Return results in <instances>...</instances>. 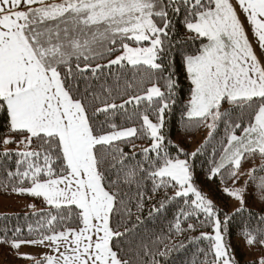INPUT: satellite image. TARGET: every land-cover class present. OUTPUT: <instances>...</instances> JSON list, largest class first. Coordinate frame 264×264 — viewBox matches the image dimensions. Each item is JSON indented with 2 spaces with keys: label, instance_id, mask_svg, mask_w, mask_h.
Segmentation results:
<instances>
[{
  "label": "snow or ice",
  "instance_id": "6c2138e0",
  "mask_svg": "<svg viewBox=\"0 0 264 264\" xmlns=\"http://www.w3.org/2000/svg\"><path fill=\"white\" fill-rule=\"evenodd\" d=\"M177 108L208 130L195 151ZM0 122V189L30 201L0 225L17 258L240 264L235 238L264 264V0H0Z\"/></svg>",
  "mask_w": 264,
  "mask_h": 264
},
{
  "label": "trees",
  "instance_id": "16d2710c",
  "mask_svg": "<svg viewBox=\"0 0 264 264\" xmlns=\"http://www.w3.org/2000/svg\"><path fill=\"white\" fill-rule=\"evenodd\" d=\"M181 83L184 85V92L181 93V95H186L187 94V84L184 81L183 76H181ZM180 115H181L180 109L177 108L174 113V117H173L174 123L173 121L169 122V128L171 130V139L174 142H178L180 144V147H183L190 152L195 151L198 147H200L202 144L205 143L204 141L200 145H197L196 147H194V142L198 139L200 135H202L205 132L206 128L201 127L199 129L193 128L191 130H185L183 128L182 123L180 122ZM3 131H4L3 122H0V132H3ZM237 134H239V132ZM140 143H143V142L137 141V144H140ZM10 146L13 147V145H10ZM211 148H212L211 144L207 145L206 146L207 150L204 153V155H201L198 157V166L199 164H202L206 161L207 156L211 152ZM2 150L3 148L2 146H0V151ZM254 163L258 165L259 160L258 159L255 160ZM248 165H250V168H251L253 166V163L248 160L242 161V168ZM199 186L202 187L205 192H208L212 196V198L216 201V203L219 206L224 207L226 211L234 210L232 209V198L223 196L222 193L218 192V189L223 187V185L219 184V181H216L213 183H205L204 177L201 174ZM12 194L13 193L11 192H6L3 189H0V195L9 196ZM256 208H258V206H256ZM256 208H254L253 210H256ZM23 212L24 210L15 212V213H0V217L7 216L9 218L7 221L0 219V225L4 223H8L9 226L16 224L17 223V220L15 218L16 214H20L22 216ZM233 243L237 244L236 254H237V258L240 260V264H248L249 257H251L252 259H256L260 255V253L256 252L255 250L249 251L248 249H246L243 246V244L238 243L235 240V238L233 239ZM182 259H183V254H178L176 256L177 264H179V261ZM0 264H31V262L28 260L17 258L15 253L12 252L6 245L0 244Z\"/></svg>",
  "mask_w": 264,
  "mask_h": 264
},
{
  "label": "rangeland",
  "instance_id": "374dc122",
  "mask_svg": "<svg viewBox=\"0 0 264 264\" xmlns=\"http://www.w3.org/2000/svg\"><path fill=\"white\" fill-rule=\"evenodd\" d=\"M207 132L208 130L206 129L205 132L198 137V139L194 142V147H196L197 145H200L206 140ZM249 168H250V165L242 169L248 170ZM29 202H30L29 198L26 196H18L15 194H12L9 196L0 195V213H15V212L23 211L25 210V205ZM235 206H236V202L234 199H232V209H234ZM21 251L37 252L39 250L35 248H31V247H23ZM252 260L253 259L251 257L248 258V261H252Z\"/></svg>",
  "mask_w": 264,
  "mask_h": 264
}]
</instances>
